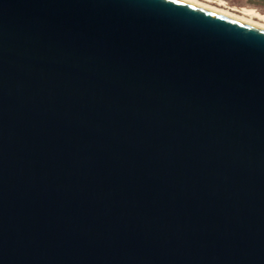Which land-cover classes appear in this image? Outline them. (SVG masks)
Wrapping results in <instances>:
<instances>
[{
	"label": "water",
	"instance_id": "1",
	"mask_svg": "<svg viewBox=\"0 0 264 264\" xmlns=\"http://www.w3.org/2000/svg\"><path fill=\"white\" fill-rule=\"evenodd\" d=\"M0 264H264V28L0 0Z\"/></svg>",
	"mask_w": 264,
	"mask_h": 264
},
{
	"label": "bare ground",
	"instance_id": "2",
	"mask_svg": "<svg viewBox=\"0 0 264 264\" xmlns=\"http://www.w3.org/2000/svg\"><path fill=\"white\" fill-rule=\"evenodd\" d=\"M185 1L214 10L216 12H219L224 15L233 17L235 19L250 23L252 25H256L258 27L264 28V14H261L255 9H252V8H240L238 10L233 9L234 11H237L236 13H238V14H235L226 9L212 7L206 3L200 2L199 0H185ZM219 5L225 6V3L222 1H219Z\"/></svg>",
	"mask_w": 264,
	"mask_h": 264
},
{
	"label": "rangeland",
	"instance_id": "3",
	"mask_svg": "<svg viewBox=\"0 0 264 264\" xmlns=\"http://www.w3.org/2000/svg\"><path fill=\"white\" fill-rule=\"evenodd\" d=\"M200 2L206 3L212 7L226 9L235 14L240 8H252L264 14V0H199ZM208 1V2H207ZM219 1L225 3V6L219 5Z\"/></svg>",
	"mask_w": 264,
	"mask_h": 264
}]
</instances>
